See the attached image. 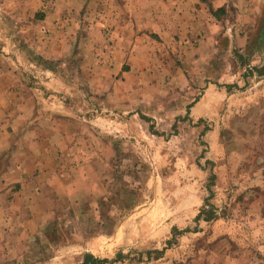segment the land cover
Wrapping results in <instances>:
<instances>
[{
    "label": "rangeland",
    "instance_id": "rangeland-1",
    "mask_svg": "<svg viewBox=\"0 0 264 264\" xmlns=\"http://www.w3.org/2000/svg\"><path fill=\"white\" fill-rule=\"evenodd\" d=\"M149 2L0 0V75L65 100L95 150L67 166L70 193L49 176L27 192L14 170L31 153L4 100L0 264H264V0L228 8L201 55L166 60L151 42L160 56H133L145 68L129 74L117 35L162 7Z\"/></svg>",
    "mask_w": 264,
    "mask_h": 264
},
{
    "label": "crops",
    "instance_id": "crops-1",
    "mask_svg": "<svg viewBox=\"0 0 264 264\" xmlns=\"http://www.w3.org/2000/svg\"><path fill=\"white\" fill-rule=\"evenodd\" d=\"M143 1L149 2V0ZM239 1L160 0L162 5L160 10L156 9L155 11L152 8H144V19L141 18L135 21V24L128 21L121 28L122 32H118L117 40L123 38L126 34L127 43L120 46V48L115 47V51L122 54L123 58L126 57L128 62L131 63L128 73L134 75L141 73L143 68H145L142 65L136 68L134 57L140 54L142 57L151 59L159 55L149 53L152 47L148 48L147 46L151 45V42H157L153 45L163 51L162 55L166 56L164 58L166 60H170L173 57L184 56L193 58L195 55H201V48L210 49L215 38L218 35L223 36V32L221 33L223 28L219 24L224 22L225 16L229 12L228 8L238 7L237 3ZM248 1H251L250 3L256 2V0ZM13 5L15 4L12 1L5 10H10ZM217 9H222V12L217 15L213 14ZM233 12L237 16V11L233 10ZM219 17L222 18L220 21ZM216 23H218L220 30L216 32L209 31V29L216 27ZM236 31L226 21L224 33L233 40H238L239 46H241L245 40L239 35L241 31H238V33ZM119 34H123L121 38L118 37ZM139 42L147 45H138ZM164 59L160 62L164 63L161 70L170 76L175 71L170 69L171 64H168ZM120 67L121 65L119 64L115 71L116 76L119 75L120 78L130 76L128 73L121 72ZM4 73L6 75L10 74L9 76L11 77L6 81V77L0 75V110L1 106L6 105L4 100H9L8 105L16 106L17 110L15 109V118L12 119V123L14 125V123L18 122L20 135L24 139L21 140L22 143L24 142L25 153H31L27 157L30 160L24 159V165L14 166L16 167L14 170L15 182H21V186H24L27 192H32L27 189L28 185H34L35 187L36 179L49 176L54 183L52 191L49 193L59 194L65 191L70 193L69 187L74 182L72 181L68 184L67 166L70 163L80 161L79 153H86L88 148L91 149V152L95 151L93 150L94 148L85 144L89 135L83 134L88 130L92 135L93 129L81 130L78 123H76L77 126L75 128L65 125L64 122H67L68 118L72 119L73 117V113L70 111L72 108L68 107L65 100H58L53 95L55 93L47 95L46 99L44 97L38 98L39 95L37 93L39 91L37 87L23 83V77L19 75V72L14 67L10 72L5 71ZM49 84L51 83H47V85ZM75 117L76 120L79 119L78 116ZM43 124H49V126H43ZM30 132L32 138H26ZM32 150L33 152H31ZM49 154L51 155V161ZM5 180L0 178V182L6 183ZM24 187L22 188L24 189Z\"/></svg>",
    "mask_w": 264,
    "mask_h": 264
},
{
    "label": "trees",
    "instance_id": "trees-1",
    "mask_svg": "<svg viewBox=\"0 0 264 264\" xmlns=\"http://www.w3.org/2000/svg\"><path fill=\"white\" fill-rule=\"evenodd\" d=\"M222 12V9H217L213 12V14L217 15L218 13H221ZM100 261L99 260H96V259H92L91 256L89 255H86L84 257V260L81 264H99Z\"/></svg>",
    "mask_w": 264,
    "mask_h": 264
}]
</instances>
